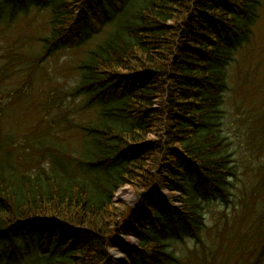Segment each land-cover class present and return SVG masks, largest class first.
<instances>
[{"label":"trees","instance_id":"16d2710c","mask_svg":"<svg viewBox=\"0 0 264 264\" xmlns=\"http://www.w3.org/2000/svg\"><path fill=\"white\" fill-rule=\"evenodd\" d=\"M263 1L0 0V24L48 11L34 63L107 28L71 90L98 108L84 128L90 177L1 174L0 264H113V248L126 264H264V157L240 181L224 133L228 69ZM126 186L140 195L127 210L114 201ZM226 214H239L232 230Z\"/></svg>","mask_w":264,"mask_h":264},{"label":"rangeland","instance_id":"374dc122","mask_svg":"<svg viewBox=\"0 0 264 264\" xmlns=\"http://www.w3.org/2000/svg\"><path fill=\"white\" fill-rule=\"evenodd\" d=\"M49 17L48 11L32 10L9 24H0V175L62 174L85 180L90 177L84 166L83 155L88 149L85 132L97 120L98 108L85 107V96L71 90L78 84L79 65L88 50L106 39L107 28L82 47L60 50L34 63L33 56L43 52L40 38L50 35ZM228 73L224 133L240 165L239 180L245 181L264 157V143L259 141L264 137V123L260 124V117L264 118V1L250 41L236 53ZM244 191L238 187L237 202ZM139 199L140 195L126 186L114 201L127 210ZM222 210L217 205L208 208L210 225H221ZM226 215L231 216L227 223L232 230L235 222L239 223V214ZM208 231L213 236L216 230ZM116 238L128 247L139 244L134 237ZM110 254L113 264L128 261L120 248L111 249ZM224 262L225 258L219 259V264Z\"/></svg>","mask_w":264,"mask_h":264}]
</instances>
